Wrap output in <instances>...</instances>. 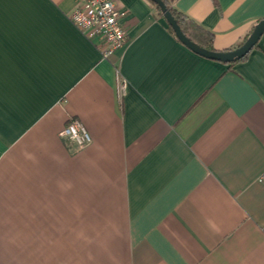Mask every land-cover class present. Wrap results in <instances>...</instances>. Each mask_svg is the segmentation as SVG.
<instances>
[{
  "label": "crops",
  "instance_id": "1",
  "mask_svg": "<svg viewBox=\"0 0 264 264\" xmlns=\"http://www.w3.org/2000/svg\"><path fill=\"white\" fill-rule=\"evenodd\" d=\"M114 1L128 41L104 57L78 0H0V264H264V33L230 64ZM170 1L217 50L264 19V0Z\"/></svg>",
  "mask_w": 264,
  "mask_h": 264
},
{
  "label": "built area",
  "instance_id": "2",
  "mask_svg": "<svg viewBox=\"0 0 264 264\" xmlns=\"http://www.w3.org/2000/svg\"><path fill=\"white\" fill-rule=\"evenodd\" d=\"M125 10L119 9L114 0H78L70 19L88 38L94 39L104 57L123 47L128 41L127 29L123 23ZM127 80L118 75V96L127 88ZM64 138L83 147L92 141L88 129L79 121L71 120L62 130ZM264 181V171L258 177Z\"/></svg>",
  "mask_w": 264,
  "mask_h": 264
},
{
  "label": "water",
  "instance_id": "3",
  "mask_svg": "<svg viewBox=\"0 0 264 264\" xmlns=\"http://www.w3.org/2000/svg\"><path fill=\"white\" fill-rule=\"evenodd\" d=\"M155 2L161 9L162 14L168 24L172 27L175 32L177 38L189 49L194 51L195 53L202 55L204 57L219 60L226 63H231L236 60L243 58L246 54H248L252 48L258 43L262 34L264 33V19L260 20L253 28L252 32L245 39V41L239 46L226 49V50H211L207 49L198 43L191 40L181 29L178 21L172 14L171 10L167 7V4L164 0H152Z\"/></svg>",
  "mask_w": 264,
  "mask_h": 264
},
{
  "label": "trees",
  "instance_id": "4",
  "mask_svg": "<svg viewBox=\"0 0 264 264\" xmlns=\"http://www.w3.org/2000/svg\"><path fill=\"white\" fill-rule=\"evenodd\" d=\"M150 1L153 4L154 8L157 10V12L159 14L163 15L160 7L155 2H153L152 0H150ZM164 1L167 4V7L171 10V12L174 15V17L176 18V20L178 21V23H179L181 29L183 30V32L191 40H193L194 42L198 43L199 45H201V46H203V47H205L207 49L215 50V47H214V34L212 32H210L209 30L205 29L202 25L197 23L195 20L191 19L190 17H188L185 14H183L182 12H180L177 8H175L173 6V4L171 3L170 0H164ZM169 27L173 31V29H172V27L170 25H169ZM174 34H175V32H174ZM248 54H246L243 58H241L239 60H236V61H240V60L246 59ZM236 61H234V62H236ZM234 62H231L230 64H232Z\"/></svg>",
  "mask_w": 264,
  "mask_h": 264
}]
</instances>
